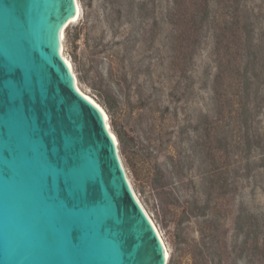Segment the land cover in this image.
<instances>
[{"label": "rangeland", "instance_id": "rangeland-1", "mask_svg": "<svg viewBox=\"0 0 264 264\" xmlns=\"http://www.w3.org/2000/svg\"><path fill=\"white\" fill-rule=\"evenodd\" d=\"M78 2L81 16L65 29L63 53L82 91L109 116L128 178L168 248V264H190L192 246L216 210L220 241L226 242L220 264H234L233 246L242 241L234 226L238 213L243 210L252 224L257 221L251 215L257 216L264 233V149L241 151L242 139H200L217 116L212 31L202 34L193 60L182 54L174 63L171 0ZM243 6L264 53V0H243ZM260 94L264 99V82ZM255 126L264 134V104ZM260 140L264 145V135ZM225 147L221 159L218 148ZM153 165L161 170L162 188L153 180ZM218 166L222 175L214 184L229 192L206 206L204 179ZM191 208L206 214L189 218ZM209 238L207 232L208 246ZM246 259L244 254L238 264H251Z\"/></svg>", "mask_w": 264, "mask_h": 264}, {"label": "water", "instance_id": "water-1", "mask_svg": "<svg viewBox=\"0 0 264 264\" xmlns=\"http://www.w3.org/2000/svg\"><path fill=\"white\" fill-rule=\"evenodd\" d=\"M75 0H0V264H168L61 53Z\"/></svg>", "mask_w": 264, "mask_h": 264}, {"label": "trees", "instance_id": "trees-1", "mask_svg": "<svg viewBox=\"0 0 264 264\" xmlns=\"http://www.w3.org/2000/svg\"><path fill=\"white\" fill-rule=\"evenodd\" d=\"M171 1L173 7L167 19L174 26V63L182 54L193 60L204 31H212L214 37L217 74L213 92L217 116L213 130L206 127L200 139H242L238 144L241 151L250 150L254 146L263 150L264 145L260 139H263L264 134L255 126L256 113L264 104L260 94L264 82L263 45L254 36L252 21L243 6V0ZM138 4L144 6L147 1H140ZM227 122L228 125L224 124ZM225 149L226 147L218 148L221 159L226 157L223 151ZM215 159L214 164L217 162ZM221 159H218V162H222ZM221 167H216L211 176L204 179L203 196L206 206L229 192L222 191L223 185L214 184L216 177L222 175ZM152 170L155 185L162 188L161 170L156 165H153ZM190 210L187 214L189 218L206 214V211L196 214L194 209ZM242 211L234 221L237 236L242 237L241 243L235 242L233 246V252H236L234 264H238L244 254L246 262L264 264V233L261 234L260 222L257 216L251 215V218L257 221L252 224ZM206 222H209V226L206 225L200 230L201 242L192 246L190 264L222 262L221 255L222 250L226 248V242L220 241L222 231L218 211H214ZM207 232L210 236V246L205 239Z\"/></svg>", "mask_w": 264, "mask_h": 264}, {"label": "bare ground", "instance_id": "bare-ground-1", "mask_svg": "<svg viewBox=\"0 0 264 264\" xmlns=\"http://www.w3.org/2000/svg\"><path fill=\"white\" fill-rule=\"evenodd\" d=\"M75 4H76V14L74 16V18H72L62 29V32H61V47H60V53L64 59V61L66 62L67 66L69 67L70 71L72 72L73 76H74V79H75V84H76V88L77 90L87 99L89 100L92 104H94L102 113H103V116H104V120H105V123H106V127L108 129V131L110 132L112 138L114 139L115 143H116V146L119 147V144H118V139L116 137V135L114 134L111 126H110V119H109V116L107 114V112L105 111V109L94 99L92 98L91 96H89L88 94L84 93L82 91V89L80 88V86L78 85V79L76 77V74L73 70V66H72V62L71 60L68 58V56H66L64 53H63V39H64V32H65V29L67 28V26L71 23H74L76 22L77 20H79L80 16H81V8H80V3L78 2V0H75ZM126 171V170H125ZM127 173V172H126ZM129 180V178H128ZM130 182V180H129ZM130 185L132 187V190H133V193L138 201V203L140 204V206L142 207L143 211L145 212V214L147 215V217L149 218V220L151 221V223L153 224L164 248H165V254H166V258L167 260H169V257H170V254H169V251H168V248L162 238V235L160 233V231L158 230L155 222L152 220L150 214L148 213V211L146 210V208L144 207V205L142 204V202L140 201V198L137 196L136 192L134 191V188L132 186V183L130 182Z\"/></svg>", "mask_w": 264, "mask_h": 264}]
</instances>
